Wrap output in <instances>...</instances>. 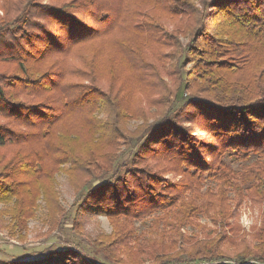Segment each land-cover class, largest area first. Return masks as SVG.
I'll return each mask as SVG.
<instances>
[{
	"label": "trees",
	"instance_id": "trees-1",
	"mask_svg": "<svg viewBox=\"0 0 264 264\" xmlns=\"http://www.w3.org/2000/svg\"><path fill=\"white\" fill-rule=\"evenodd\" d=\"M45 1L0 0L17 24L0 36V222L21 234L42 196L58 230L63 174L73 232L106 218L87 241L112 264H264V0Z\"/></svg>",
	"mask_w": 264,
	"mask_h": 264
},
{
	"label": "rangeland",
	"instance_id": "rangeland-1",
	"mask_svg": "<svg viewBox=\"0 0 264 264\" xmlns=\"http://www.w3.org/2000/svg\"><path fill=\"white\" fill-rule=\"evenodd\" d=\"M47 2V0L45 1ZM3 12L0 9V23L3 20ZM11 21L12 18H8ZM6 25V24H4ZM17 24L13 25H0V36L4 37V33L11 32L16 28ZM9 41L6 38L0 39V48L7 47ZM181 62L186 65L184 71L181 73L182 78H184L185 73L191 70L193 64L189 63V58L184 59L179 56ZM233 70H235L238 64H232ZM240 66V65H239ZM12 66L0 63V75H5L8 72V68ZM128 79L124 81L127 84ZM169 85V83H168ZM144 92L148 89L144 86L142 87ZM140 90V88H135ZM177 98L176 102L170 105L168 111L170 115L179 112L182 102L190 96V92H185L182 90ZM126 101L129 102V95L126 97ZM172 106V107H171ZM154 112V110H152ZM152 119H149V122ZM141 124V121L131 122V128L136 125ZM125 150V149H124ZM128 150H125L121 161L128 158ZM230 166L236 170H241L244 164H240L233 160H227ZM124 169L122 170V172ZM101 181V180H99ZM97 182L92 181L89 183L88 188L93 187ZM56 197L58 200L59 207L62 209L64 216L60 218L58 222L61 223L60 228L50 234L48 226L43 220L46 215L45 203L42 200V196L38 199V211L37 216L34 219L27 221V225L20 234L16 231H10L8 226L11 224L7 218L0 222V264H55L58 260L63 259L62 256H51L49 257L50 262L46 263V258L52 252H62L65 250H72L74 252L73 256H67L66 261H62L63 264H92V261L97 262V264H112L104 260L101 256L95 255L92 248L90 247L87 237L93 238L100 234L108 235L111 233V227L108 220L104 217H98L93 219L84 220V231L85 237L77 236L72 230L73 216L76 210L75 202L76 195H74L73 189L66 180L63 174L57 176L56 182ZM53 206V204H52ZM1 209V206H0ZM44 216V217H43ZM259 210L257 206H253L250 203L242 206L239 210V224L247 232H250L251 228L259 225ZM201 223L208 224V229H212L208 221L204 218L200 219ZM149 221L145 223L136 222L135 227L137 233L142 232L147 229ZM76 257V258H75ZM48 258V257H47ZM44 260V262H43ZM145 264H152L146 262ZM219 264H228V262L223 261Z\"/></svg>",
	"mask_w": 264,
	"mask_h": 264
}]
</instances>
